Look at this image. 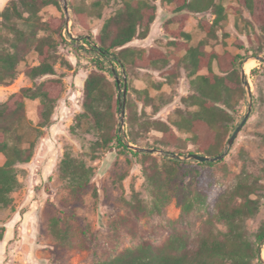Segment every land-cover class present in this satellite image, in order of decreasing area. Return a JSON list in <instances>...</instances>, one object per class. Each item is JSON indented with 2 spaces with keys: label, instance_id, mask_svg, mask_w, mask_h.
<instances>
[{
  "label": "rangeland",
  "instance_id": "374dc122",
  "mask_svg": "<svg viewBox=\"0 0 264 264\" xmlns=\"http://www.w3.org/2000/svg\"><path fill=\"white\" fill-rule=\"evenodd\" d=\"M11 1L13 0H0V22L2 12ZM57 1L59 6L50 5L42 10L39 15L42 21L56 19L57 22L63 20L66 23L63 4L61 0ZM131 1L133 0H68L72 32L79 37H92L96 42L106 20ZM147 1L157 6L156 21L148 38L135 39L129 46L146 53L151 49H158L169 55V66L165 69L137 67L127 74L120 65H112L107 61L106 72L110 80L115 81L116 75L112 71L115 66L116 74L121 77V91L118 89L117 96L119 104L120 94L121 101L124 99V77L127 79L124 119L126 134L128 135L131 116L139 121L136 130L143 123H148L151 127L149 132H137L138 145L132 144L162 151L163 153L152 154L158 159L161 170L170 164L169 161L186 163L178 169L184 176L180 175V185H191L192 189L207 191L208 207L197 210L184 219L176 200L161 215L136 214L132 211L130 204L136 197L149 208L154 203L152 187L144 175L141 157L111 150L101 151L93 159L91 146L99 140L97 132L90 126H85L78 130V134H72L71 128L75 125L76 118L84 112V82L95 69V63L91 56L74 51L75 48L70 45H61L58 55L73 68L69 69L61 64L62 60L56 65L57 79L63 80L64 92L57 104L52 124L44 129L38 140L32 161L16 166L20 187L12 194V205L0 208V234L3 228L6 229L4 241L0 244V264H97L143 241L160 245L172 234L174 226L187 229L192 239H196L207 228L209 210L214 214L219 198L241 182L256 184L258 187L257 195L252 197L258 201L259 211L246 222L247 237L256 243V235L264 225V62L253 60L257 62V66L247 75L251 85L253 110L225 159L220 163H213L216 164L214 166L173 159L172 154L179 155L171 144L167 145L173 139L168 137L164 140L163 132L153 128V123H165L179 135L173 125L177 111H195L196 107H190L185 102L193 93L191 78L185 68L179 65L173 72H167L176 63L175 57L185 55V50L170 44L174 41L173 35L165 30V25L170 31L179 27L180 20L170 22L176 17L177 4L170 0ZM218 2L227 8L228 22L225 29L219 30L218 39L208 40L200 24L212 23L213 13L208 11L189 14L184 31L192 36L190 46L200 47L206 53L215 51L221 55L230 53L254 57L252 52L264 48V27L255 23L251 12L236 0ZM144 14L146 23L151 14L148 9ZM145 23H142L140 30L145 29ZM21 27L25 28L23 25ZM45 34L41 32L40 36ZM257 56H264V53ZM37 65L39 57L33 51L20 64L21 74L14 84L0 87V104H4L22 88H37L43 81L53 78L45 76L33 80L27 76L28 69ZM213 68L216 74L220 73L216 64H213ZM207 73V69L200 72ZM241 84L244 93L240 89L235 92L230 111L233 116L231 127L236 126L235 130L249 110L248 92L242 83V72ZM135 90L148 91L152 102L145 106ZM38 104L39 101L26 103L27 118L31 126H36L38 122ZM119 104L116 121L120 129L122 115ZM235 130L225 137L221 154L226 151ZM215 135L209 137L205 133L201 134L197 143L188 142L183 152L188 155L189 151L196 152L211 144H215L211 149H216L220 138ZM180 136L184 139L192 137L189 134ZM67 151H71L74 157L85 161L95 170L89 187L80 193H74L60 178V164ZM4 162L5 159L0 154V165ZM53 218L60 220L62 229H68V240L64 243L59 242L51 233L50 223ZM216 231L226 232V226L216 224ZM260 251L261 254L264 252V243L260 246Z\"/></svg>",
  "mask_w": 264,
  "mask_h": 264
},
{
  "label": "trees",
  "instance_id": "16d2710c",
  "mask_svg": "<svg viewBox=\"0 0 264 264\" xmlns=\"http://www.w3.org/2000/svg\"><path fill=\"white\" fill-rule=\"evenodd\" d=\"M158 0H154L156 2ZM245 6L252 14L255 23L264 27V0H236ZM177 4L176 17L170 22H178L179 27L170 31L174 41L171 45L185 50L183 57H175L176 63L167 72H173L182 65L191 78L193 93L185 102L195 111H177L173 125L177 135L165 123H153L156 130L163 132L164 140L171 137V144L180 156L187 143H197L201 134L220 138L216 149L210 146L201 147L199 151H189L188 154L219 156L224 148L227 134H231L236 126L231 127L233 116V95L241 88L242 65L247 55L218 54L215 51L206 53L200 47L190 46L192 36L184 31V25L189 14L206 13L214 15L212 23L202 22L201 29L208 40L218 39L219 30H224L227 22V8L218 0H170ZM50 5L59 6L57 0H13L1 14L0 22V87L11 86L21 74L19 66L31 52H36L39 65L29 68L27 76L36 80L50 76L37 88H22L12 94L4 104H0V154L5 162L0 165V208L9 207L13 203L12 194L20 187L17 179L16 166L32 161L37 148V142L42 137L44 129L52 124L57 104L64 92L62 79H57L56 65L61 64L72 69L68 61L61 59L58 49L61 45L69 46L63 37L65 21L56 19L42 21V10ZM150 16L146 19V10ZM157 6L147 0H135L127 3L114 16L106 20L96 39L98 59H92L95 69L91 71L84 82V112L76 118L71 128L72 134H78L85 126H90L99 136V140L91 146L93 159L101 151L117 150L121 153H131L141 157L144 175L152 187L154 203L149 208L136 197L130 208L136 214L161 215L165 208L176 200L182 210V218L191 213L208 207L209 194L207 191L192 189L191 185H180L184 164L180 161H169L161 170L158 159L152 154L132 153L124 138L120 135L116 117L118 114V84L110 80L106 72L105 62L120 65L128 74L129 70L137 67H154L165 69L170 64L169 55L158 49L148 53L132 48L129 45L135 39H146L151 33V26L156 21ZM27 15V16H25ZM145 23V29L140 30ZM23 25L25 28H22ZM41 32L46 33L40 36ZM178 49V48H177ZM76 52L80 50L74 49ZM264 53V48L252 52L253 56ZM213 64L217 65L219 74L214 72ZM204 69L207 74H200ZM136 94L148 106L152 102L148 91H136ZM28 101H39L37 108L38 122L31 126L27 118ZM236 110H234V113ZM138 119L129 118V141L138 145L137 132H149L148 123L138 125ZM231 128V129H230ZM189 134L192 137L182 138L180 135ZM228 134V135H229ZM214 143V142H211ZM220 163V162H219ZM198 165H210L202 163ZM60 178L74 193L86 190L94 175V168L87 165L67 151L60 164ZM181 175V176H180ZM184 178V176H183ZM256 184L239 183L235 188L225 192L215 207V213L209 210L206 230L196 239L185 229L173 227L169 238L160 245L143 241L134 247L121 250L114 257L97 264H262L260 246L264 243V225L256 235V243L250 241L246 234V222L255 217L259 211V203L252 196L257 195ZM60 220L53 218L50 223L51 233L59 242L68 240V229L61 228ZM216 224L226 226V232L216 231ZM6 229L0 234V244L4 241Z\"/></svg>",
  "mask_w": 264,
  "mask_h": 264
},
{
  "label": "water",
  "instance_id": "95a60500",
  "mask_svg": "<svg viewBox=\"0 0 264 264\" xmlns=\"http://www.w3.org/2000/svg\"><path fill=\"white\" fill-rule=\"evenodd\" d=\"M61 2L63 4V9H64V12L66 14V25L65 26L68 30H70L71 25H72V17L70 15L69 3H68V0H61ZM94 47L98 48V45L94 44ZM250 60H256L258 62H264V56H254V57L248 58L244 62V64ZM244 64L242 66V83L246 87L247 92H248L249 110H248V113L245 116L244 120L242 121V123L239 125V127H237V129L235 130V132L233 133V135L229 139L228 147H227L226 151L223 154L216 156V157H210V156H206V155H202V154H193V153L188 154V155H182V156L172 154L171 157L173 159L185 160V161H195L198 163H218V162H221L225 159L228 150H230L233 147V145H234L235 141L237 140L239 134L241 133V131L243 130V128L247 124V122L251 116L252 110H253L251 85L248 81L247 74L244 70ZM112 71L116 75L115 81L117 82L119 90L121 91L122 80H121V77L116 74L115 66L112 68ZM124 72H125V70H124ZM124 78H125L124 83H123V85H124V88H123L124 99H123V101H121L122 95L120 94V104H119L120 109H121V115H122V123H121V127L119 129L120 135H122V137L124 138V142L128 145L129 149H132L135 152L147 153V154H155L158 152L163 153L162 151H158L156 149L137 147L129 141L128 136H127L126 131H125V121H124V119H125V108H126V96H127V79H126V77H124ZM261 262H262V264H264L263 253L261 254Z\"/></svg>",
  "mask_w": 264,
  "mask_h": 264
},
{
  "label": "built area",
  "instance_id": "2783aa9c",
  "mask_svg": "<svg viewBox=\"0 0 264 264\" xmlns=\"http://www.w3.org/2000/svg\"><path fill=\"white\" fill-rule=\"evenodd\" d=\"M62 34L70 46L74 47L77 50H80L85 55L91 56L92 59L99 58L98 52L95 51L96 50V48L94 47L95 43H93L92 41L91 42L87 41L84 38L75 35L72 32V25L70 30H68L65 26ZM263 256H264V252H263Z\"/></svg>",
  "mask_w": 264,
  "mask_h": 264
},
{
  "label": "bare ground",
  "instance_id": "6f19581e",
  "mask_svg": "<svg viewBox=\"0 0 264 264\" xmlns=\"http://www.w3.org/2000/svg\"><path fill=\"white\" fill-rule=\"evenodd\" d=\"M255 61L250 60L244 64V70H245L247 75L250 74L253 71V69L257 66L258 61L257 62H255Z\"/></svg>",
  "mask_w": 264,
  "mask_h": 264
},
{
  "label": "crops",
  "instance_id": "0c3cea01",
  "mask_svg": "<svg viewBox=\"0 0 264 264\" xmlns=\"http://www.w3.org/2000/svg\"><path fill=\"white\" fill-rule=\"evenodd\" d=\"M65 25H66V23H65ZM65 25H64V27H65ZM153 26V25H152ZM151 26V27H152ZM79 37V36H78ZM81 38H84L85 40H87V41H92L93 43H95L94 41H93V39H92V37H88V36H86V37H81ZM96 44V43H95ZM97 45V44H96ZM3 243V242H2Z\"/></svg>",
  "mask_w": 264,
  "mask_h": 264
}]
</instances>
